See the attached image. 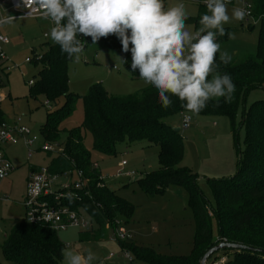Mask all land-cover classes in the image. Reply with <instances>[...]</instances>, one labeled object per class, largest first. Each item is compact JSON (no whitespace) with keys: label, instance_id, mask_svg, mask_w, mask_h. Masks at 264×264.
I'll return each instance as SVG.
<instances>
[{"label":"trees","instance_id":"obj_1","mask_svg":"<svg viewBox=\"0 0 264 264\" xmlns=\"http://www.w3.org/2000/svg\"><path fill=\"white\" fill-rule=\"evenodd\" d=\"M251 9V17L259 23L260 31L256 55L242 60L231 59L224 65L217 53L219 71L231 76L235 92L229 102L224 98L210 100L199 114H195L227 117L235 137L241 128L246 131L245 148H239L237 174L229 179L209 180L216 208L210 205L198 187L197 177L192 171L180 166L185 151L181 133L163 121L169 116L184 113L179 99L171 97L173 103L165 108L151 85L136 94L118 97L110 94L103 85L94 84L83 97L85 117L82 125L67 132L62 147L57 146L63 148L62 152H47L51 157L47 164L51 175L69 171L83 174L81 189L64 190L48 201L51 206L66 207L91 217L98 229L81 232V242L104 239L108 230L116 231L122 222L129 221L135 210L133 204L107 187L99 168L95 167L98 163L93 160L92 152L116 156L119 144L148 142L160 148V168L147 173L137 183L150 196L162 195L169 186L182 187L187 191L196 226L193 250L189 256L161 255L130 239L118 241L122 251L133 253L136 259L146 264H201L203 257L220 240L264 250V100L245 107L239 119L240 109L246 105L250 93L264 90V0H254ZM206 11V5L200 4L198 15L188 17L187 24L194 25L197 31L199 19ZM231 32L225 29L226 34L218 35L217 42L221 44L229 39ZM85 39L91 40L90 37ZM99 41L114 48L127 61L125 65L132 75L138 74L131 69V53L122 51L116 36ZM33 53L31 63L41 66V69L38 79L30 86V95L36 99L43 96L49 103L51 109L42 135L45 141L58 144L65 132L62 124L74 114L80 99L69 87L68 65L74 58L62 53L56 44L50 45L46 52ZM85 133L92 135L93 151L84 144ZM35 170L33 167L32 171ZM63 192L74 194V199L70 202L66 195L57 199ZM214 219L219 241L214 237ZM64 248L66 246L59 239L58 231L28 223L26 219L12 229L1 246L5 260L13 264H61ZM222 257L227 259L225 264H264V254L227 249L212 255L207 264H214Z\"/></svg>","mask_w":264,"mask_h":264},{"label":"rangeland","instance_id":"obj_2","mask_svg":"<svg viewBox=\"0 0 264 264\" xmlns=\"http://www.w3.org/2000/svg\"><path fill=\"white\" fill-rule=\"evenodd\" d=\"M253 1L232 0L228 2L229 11L231 12V9L236 6L253 7ZM180 2L184 3L187 16L190 18L198 15L200 4L204 3V0H164L166 7ZM20 13L15 11L8 1L0 0V20L8 16H20ZM187 25L188 31L196 32L194 25ZM52 27L54 25L48 19L24 17L15 18L11 22L5 21L0 26V35L10 39V44L5 46V52L10 61L18 66L9 76L8 84L3 90L5 97L10 94L11 98L7 97L1 107L6 119L13 120L17 116H22L24 122L41 139L43 138L42 129L51 108L46 106L45 97L36 99L30 95L29 82H35L38 79L41 66L27 63L26 59H32L34 51L38 54L43 53L50 45H55L49 36ZM224 27L232 32L231 38L220 44L222 51L226 50L232 59L237 60L256 55L260 34L258 22L251 17L240 22L233 21ZM250 27L254 28L250 31ZM45 34L48 35L47 38L44 37ZM79 38L84 39L87 47L80 54L78 61L73 59L69 63L68 74L70 91L78 95L80 99L74 114L62 124L65 132L62 133L61 140L53 146L61 145L62 147L67 138V132L82 125L85 117L83 97L92 85L101 84L112 95L118 97L136 94L146 87L138 80L139 71H135L138 74L132 75L125 63L119 59L122 57L114 48L107 47L100 41L93 45L91 40L88 42L83 36ZM118 75L121 79L127 76L128 78L125 80V87L120 89V93H114L118 92L112 90L118 87ZM258 100H264L263 89L250 93L246 105L240 109V120L243 109L249 108ZM184 115L182 113L169 116L163 121L175 129H181L185 151L180 166L188 167L192 171L197 177L198 187L204 192L210 205L216 208L209 180L229 179L237 174L239 148L241 150L245 148V128H241L235 137L227 117L198 116L187 113L192 116L193 123L190 128L185 129L183 128ZM85 134L84 144L87 149L93 151L92 135ZM57 151H63V148H58ZM7 152L15 171L8 179L0 181V264H13L5 260L1 246L12 229L25 219L22 202L30 166L44 167L51 158L44 151H38L32 155V158H28V151L23 141H17L7 149ZM92 154L93 160L99 164L98 168L107 187L135 206L132 218L127 221L128 223L122 222V225L117 228L118 233L131 236L138 245L154 249L161 255L189 256L193 250L196 226L187 191L182 187L169 186L162 195L150 196L137 183L138 179L145 177L147 173L160 168L159 146L148 142L123 143L117 146L116 156H102L96 152ZM123 161L128 163L123 173L135 172L134 177H118ZM77 179L74 175L70 180L77 181ZM68 182L67 177H61L54 189L59 190ZM63 195L66 193L63 192ZM83 214L93 227L90 226L89 229L70 227L58 232L59 239L66 248L80 254H86L91 249L96 255L93 264H146L136 259L133 253H131L133 262L125 258L127 251H122L119 239L117 241L116 238V231L113 229L108 230L104 239L81 242L79 238L81 232L98 229L91 217L86 213ZM213 229L214 237L217 238L218 227L215 219ZM112 254L114 258L106 260ZM223 259L226 262V257H222L218 262ZM61 264H67V261L64 259Z\"/></svg>","mask_w":264,"mask_h":264},{"label":"clouds","instance_id":"obj_3","mask_svg":"<svg viewBox=\"0 0 264 264\" xmlns=\"http://www.w3.org/2000/svg\"><path fill=\"white\" fill-rule=\"evenodd\" d=\"M26 2L36 5L42 17L52 22L50 39L69 58L78 61L84 50L85 41L78 36L90 37L93 45L101 38L116 36L122 51L131 53V69L139 71L138 80L156 89L165 108L173 103L171 97H177L184 114H199L210 100L232 99L235 92L232 78L221 74L220 64L216 62L217 53L224 65L232 57L221 50L217 36L226 34V24L243 21L250 15L243 6L233 7L230 12L226 0H204L207 11L201 15L200 27L193 33L187 30L188 16L182 2L171 7H166L164 0ZM14 19L8 16L5 21ZM66 196L70 202L74 199L72 193ZM61 254L67 264H93L96 259L91 249L80 254L64 248Z\"/></svg>","mask_w":264,"mask_h":264},{"label":"built area","instance_id":"obj_4","mask_svg":"<svg viewBox=\"0 0 264 264\" xmlns=\"http://www.w3.org/2000/svg\"><path fill=\"white\" fill-rule=\"evenodd\" d=\"M11 3L15 11L21 12L20 16H14V18L24 17V18H43L40 10L36 5H30L26 0H6ZM232 0H226L230 2ZM205 4V3H204ZM252 6H248L246 9L250 12L249 16L245 18H251L252 16ZM5 22V19L0 20V26ZM45 38L48 37L47 34L44 35ZM10 44V39L7 36L0 35V171L3 175H0V181L8 179L12 173L15 171V167L8 155L7 149L15 144L17 141H23L25 148L28 151V158H32L33 154L38 151L58 153L62 151H57L58 147L53 146L44 137L41 139L33 130L24 122L22 116H17L13 120H8L5 118V113L1 107L4 100L11 95L8 94L7 97L3 94V90L8 84V79L11 73L18 68L14 63L10 61L5 52V46ZM27 63L31 62L30 58L26 59ZM34 81H30L29 85H34ZM46 106L49 103L46 102ZM186 116L188 117L186 119ZM193 123V118L190 115L185 114L183 117V128H190ZM22 129H24L22 131ZM38 146V147H36ZM128 163L123 161L121 163V171L118 172V177H133L135 172L124 174V167H127ZM31 167L36 168L35 171H31L28 174L26 180V191L23 199V207L25 210V219L28 223L35 225H43L51 228L55 231H65L70 227H78L81 229H89L90 226L93 227L90 222L86 220L83 213H78L77 211L70 210L66 207H56L51 206L48 201L51 200V196L56 193L68 190L70 188L81 189L84 185L82 172H65L62 175H51L48 171L47 164L44 167H38L36 165H31ZM95 167H98L96 164ZM76 176L77 181L70 180L73 176ZM61 177L68 178V184L61 187L59 190H55L57 187V182ZM61 193L57 196V199L63 197ZM121 225V224H120ZM116 238L121 241L130 240V236L118 233L116 230ZM114 255L112 254L111 257ZM125 258L130 262H133L131 253L126 252ZM217 264H225V259L218 262Z\"/></svg>","mask_w":264,"mask_h":264},{"label":"water","instance_id":"obj_5","mask_svg":"<svg viewBox=\"0 0 264 264\" xmlns=\"http://www.w3.org/2000/svg\"><path fill=\"white\" fill-rule=\"evenodd\" d=\"M176 132H180V128H176L175 129ZM236 250V251H249V252H253V253H261L264 254V250L260 249V248H255V247H249L246 245H242V244H234V243H228V242H224L223 240H220L218 245H216L215 247H213L202 259L201 264H207L208 260L210 259V257L212 255H214L215 253L222 251V250Z\"/></svg>","mask_w":264,"mask_h":264},{"label":"crops","instance_id":"obj_6","mask_svg":"<svg viewBox=\"0 0 264 264\" xmlns=\"http://www.w3.org/2000/svg\"><path fill=\"white\" fill-rule=\"evenodd\" d=\"M118 78L119 79H117V84H118V87L117 88H112V90H114V91H118V92H114V93H120L119 91H120V89L122 88V87H125L124 86V83H125V80H127V78H128V76L127 77H123L122 79H121V76H119L118 75ZM148 87V86H147ZM146 88V87H145ZM109 92V91H108ZM110 93V92H109ZM111 94V93H110ZM98 163V162H97ZM128 166V165H127ZM98 167H99V164H98ZM122 225V224H121ZM131 237V236H130ZM131 240H133L132 238H130ZM216 240H219V237L217 236V238H216ZM136 243V242H135ZM138 244V243H137ZM114 258V256L113 257H108L106 260H110V259H113Z\"/></svg>","mask_w":264,"mask_h":264}]
</instances>
